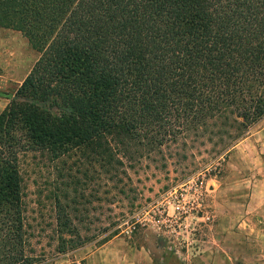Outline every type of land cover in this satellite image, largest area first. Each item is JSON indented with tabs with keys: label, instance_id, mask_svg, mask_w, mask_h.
<instances>
[{
	"label": "trees",
	"instance_id": "trees-1",
	"mask_svg": "<svg viewBox=\"0 0 264 264\" xmlns=\"http://www.w3.org/2000/svg\"><path fill=\"white\" fill-rule=\"evenodd\" d=\"M38 58L0 113V264H35L23 160L78 154L112 181L190 137L226 149L264 117V0H0ZM57 253L85 244L68 187Z\"/></svg>",
	"mask_w": 264,
	"mask_h": 264
},
{
	"label": "rangeland",
	"instance_id": "rangeland-1",
	"mask_svg": "<svg viewBox=\"0 0 264 264\" xmlns=\"http://www.w3.org/2000/svg\"><path fill=\"white\" fill-rule=\"evenodd\" d=\"M38 58L20 32L0 27V113ZM192 137L112 181L38 155L23 160L22 205L35 264H264V117L226 151ZM85 244L57 253L55 196Z\"/></svg>",
	"mask_w": 264,
	"mask_h": 264
}]
</instances>
